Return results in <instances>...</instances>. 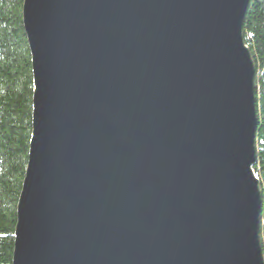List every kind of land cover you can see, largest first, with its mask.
<instances>
[{"label": "water", "instance_id": "95a60500", "mask_svg": "<svg viewBox=\"0 0 264 264\" xmlns=\"http://www.w3.org/2000/svg\"><path fill=\"white\" fill-rule=\"evenodd\" d=\"M249 2L23 0L12 264H264Z\"/></svg>", "mask_w": 264, "mask_h": 264}, {"label": "trees", "instance_id": "16d2710c", "mask_svg": "<svg viewBox=\"0 0 264 264\" xmlns=\"http://www.w3.org/2000/svg\"><path fill=\"white\" fill-rule=\"evenodd\" d=\"M23 0H0V264H12L17 205L32 135L33 73ZM244 39L257 68V163L264 192V0H250ZM260 239L264 255V199Z\"/></svg>", "mask_w": 264, "mask_h": 264}]
</instances>
